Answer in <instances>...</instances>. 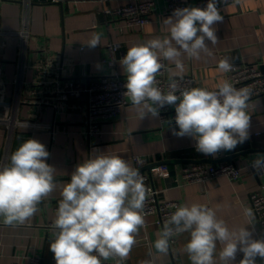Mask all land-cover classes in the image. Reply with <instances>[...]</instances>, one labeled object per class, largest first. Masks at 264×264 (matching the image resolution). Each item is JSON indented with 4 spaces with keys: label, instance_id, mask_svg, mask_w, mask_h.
Here are the masks:
<instances>
[{
    "label": "crops",
    "instance_id": "crops-1",
    "mask_svg": "<svg viewBox=\"0 0 264 264\" xmlns=\"http://www.w3.org/2000/svg\"><path fill=\"white\" fill-rule=\"evenodd\" d=\"M133 1L62 0L61 3H51L31 0L27 3L26 0H0V77L3 79L0 116L5 111L6 117L50 125L48 128L28 125L13 133H8L7 128L0 125V158L7 152L9 161L10 154L22 142L36 139L46 146L50 154L46 163L56 169L54 175L58 181L53 193L41 202L30 220L7 225L0 218V264L13 261L28 263L33 256H39L41 264H56L49 250L55 205L76 166L88 159L93 149L118 154L132 166L131 156L140 155L147 161L144 172L150 169L146 167L165 163L169 175L161 177L155 174L151 179L160 200L171 199L180 205L205 204L233 229L248 224L243 210L253 208L250 195L255 192L264 194V174H259L251 166L258 155L264 156V95L249 100L248 138L234 150L225 151L226 156L236 155L233 161L243 168L240 177L230 181L220 176L206 183H183L178 174V169L185 164L206 158L204 154L194 152L193 139L173 135V128L161 123L158 117L148 116L141 120L130 101L117 116L101 122V135H87L83 107L69 113L56 112L51 106L37 105L36 95H31L29 103L20 102L32 91L35 72L30 65L45 51L61 52L71 62L68 73L72 77L87 75L95 78L111 73L112 67L106 62L110 58L107 45L115 43L119 45L114 52L115 69L126 77L119 62L127 49L167 35L162 20L171 15L165 11L163 1L156 3L157 9L152 13L151 21L143 27L127 26L119 18L103 12L104 8L115 9ZM188 7H194L192 1ZM218 9L223 16V21L214 25L218 42L211 45L206 41L211 55L202 54L198 60L183 57L182 76H193L197 86L206 89L217 88L222 81H228L227 73L218 70L220 60L228 59L235 64L245 62L264 69V0H239V3ZM24 18L29 22V36L23 43L17 32L24 25ZM96 32L102 33L100 45L89 48L86 44ZM23 49L26 53L25 67L20 68V51ZM166 62L168 67L174 68ZM253 215L254 224L246 227L252 231L253 238L260 239L259 222L254 212ZM154 220L155 216L146 218L145 229L139 230L136 243L122 264H142L143 261L150 264H191L184 251L189 233L176 235V241L170 245L167 254L155 250L154 242L162 228L155 225ZM146 233L148 239L144 237ZM239 254L236 264L240 261ZM102 264H115V260L103 261ZM257 264H264V261L257 257Z\"/></svg>",
    "mask_w": 264,
    "mask_h": 264
},
{
    "label": "clouds",
    "instance_id": "clouds-1",
    "mask_svg": "<svg viewBox=\"0 0 264 264\" xmlns=\"http://www.w3.org/2000/svg\"><path fill=\"white\" fill-rule=\"evenodd\" d=\"M217 3L208 0L203 8L174 9L162 20L167 35L130 46L119 62L126 76L123 95L138 117L156 118L160 109L173 106L179 129L173 128V135L192 138L197 152L213 157L222 150H234L248 138L251 89H237L227 80L217 86L218 90L181 88L176 77L182 79L183 57L198 60L202 54L211 55L206 41L211 45L218 42L214 25L223 21ZM101 37L102 33H93L86 45L97 47ZM232 69L228 59L219 61L220 72ZM162 70L170 73L166 92L156 79ZM19 126L28 127L27 123ZM49 155L44 144L28 139L10 154L8 163L0 164V218L4 224L30 220L55 190L56 169L46 163ZM252 168L264 174V156L258 155ZM149 195L139 168L118 154L93 149L61 191L49 244L56 264H102L110 259L122 264L146 224L144 209ZM173 207L176 210L154 242L158 253L167 254L172 237L189 233L184 251L191 264H236L238 253H243L238 264H257V257L264 261V238H253L246 227L254 224L251 209L243 210L248 224L233 229L205 204Z\"/></svg>",
    "mask_w": 264,
    "mask_h": 264
},
{
    "label": "built area",
    "instance_id": "built-area-1",
    "mask_svg": "<svg viewBox=\"0 0 264 264\" xmlns=\"http://www.w3.org/2000/svg\"><path fill=\"white\" fill-rule=\"evenodd\" d=\"M30 3L31 0H26ZM51 3H61L62 0H47ZM101 3H106L108 0H99ZM163 1L165 4V11L172 14L176 8L188 7L192 1L194 7H205L208 0H135L124 6L111 9L104 8L103 12L111 17H117L124 22L127 26H140L143 27L151 21V15L154 13L156 3ZM234 0H218L217 7L234 4ZM24 25L17 32L23 43L27 42L29 32L27 29L28 20L24 18ZM11 33V32H10ZM110 52V58L106 62L108 66L112 67L111 73L102 75L100 77L83 76V78H74L68 73V67L71 64L61 52H42L32 63L31 68L35 72L34 80L32 81L31 94H27L20 102H31V95H36L37 105L51 106L56 112L69 113L75 108L83 107L84 122L87 127V135L93 133L101 135L100 124L103 121L109 120L117 116L123 108L128 104V98L123 95L126 92L124 87L126 77L120 75L115 69L116 59L114 52L118 50L119 45L109 43L107 45ZM25 48V46H24ZM21 64L20 68L25 67L26 53L25 49L20 51ZM162 62L168 66L166 61ZM231 63V62H230ZM233 69L227 72L228 82H230L237 89L248 87L251 89L250 99L264 95V69H260L254 64L249 63H232ZM158 86L163 90H168L169 75L167 71L162 70L156 77ZM177 82L181 88L198 87L197 82L191 75H184L182 79L176 77ZM3 79L0 77V85H3ZM208 90H218V88H211ZM1 91V88H0ZM175 108L173 106H165L160 109L158 116L161 123H164L176 131H179L175 125ZM27 123L29 126L36 128H48V124L39 121H31L28 119H19L14 117H6L5 111L0 116V125H3L8 133H13L16 129L20 128L19 124ZM192 148L195 153V141H192ZM226 155L225 151L219 152L215 157L206 156L208 158L216 159L222 158ZM133 166L143 168L147 161L140 155L131 156ZM137 160L140 163H137ZM8 163L7 152L3 153L0 158V164ZM252 166V164H251ZM242 166L235 161H223L219 163L212 162H193L185 164L178 169V174L183 183H206L216 177L224 176L230 181L237 180L242 172ZM141 176L144 178V183L150 189V195L146 200L144 214L145 221L148 216H155L153 223L159 227H163L166 220L169 219L170 214L176 209L173 205H180L178 201L171 199L158 198V191L152 184V175L167 177L169 175L168 166L165 163L154 165L150 167L148 172L140 170ZM178 181V178L176 179ZM179 182V181H178ZM180 183V182H179ZM250 202L252 211L256 215L259 222L260 237L264 238V194L255 192L250 195ZM58 203L55 205L57 209ZM147 223L143 227L145 229ZM148 239L147 233L144 236ZM176 241V236L170 240V245ZM241 260L243 253L238 255ZM10 264H41L39 256H33L29 259L28 263H21L13 261Z\"/></svg>",
    "mask_w": 264,
    "mask_h": 264
},
{
    "label": "water",
    "instance_id": "water-1",
    "mask_svg": "<svg viewBox=\"0 0 264 264\" xmlns=\"http://www.w3.org/2000/svg\"><path fill=\"white\" fill-rule=\"evenodd\" d=\"M236 155H225L224 157L222 158H218V159H212V158H204V159H199V160H195L194 162H212V163H219V162H223V161H233V158L235 157ZM146 168H150V167H146ZM145 167L141 168L140 170H144Z\"/></svg>",
    "mask_w": 264,
    "mask_h": 264
}]
</instances>
